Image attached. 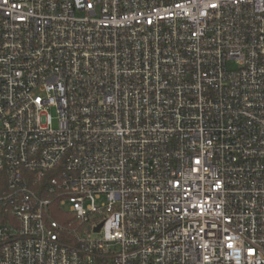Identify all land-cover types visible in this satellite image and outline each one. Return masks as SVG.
<instances>
[{"label": "built area", "instance_id": "2783aa9c", "mask_svg": "<svg viewBox=\"0 0 264 264\" xmlns=\"http://www.w3.org/2000/svg\"><path fill=\"white\" fill-rule=\"evenodd\" d=\"M0 264H264V0H0Z\"/></svg>", "mask_w": 264, "mask_h": 264}, {"label": "trees", "instance_id": "16d2710c", "mask_svg": "<svg viewBox=\"0 0 264 264\" xmlns=\"http://www.w3.org/2000/svg\"><path fill=\"white\" fill-rule=\"evenodd\" d=\"M59 217H60V216H58V218H59ZM59 220L63 221V220L60 219V218H59ZM64 236H65V239H66L67 241H70V242H71V241L74 240V236H73V233H72V232L70 233V232L66 231Z\"/></svg>", "mask_w": 264, "mask_h": 264}, {"label": "rangeland", "instance_id": "374dc122", "mask_svg": "<svg viewBox=\"0 0 264 264\" xmlns=\"http://www.w3.org/2000/svg\"><path fill=\"white\" fill-rule=\"evenodd\" d=\"M51 113H52L53 117L56 116V110H55V109H52V110H51ZM99 235H100L99 233H92V234H91V237H92V238H95V237H99Z\"/></svg>", "mask_w": 264, "mask_h": 264}, {"label": "water", "instance_id": "95a60500", "mask_svg": "<svg viewBox=\"0 0 264 264\" xmlns=\"http://www.w3.org/2000/svg\"><path fill=\"white\" fill-rule=\"evenodd\" d=\"M100 226H101V224H99L98 226H96V227H95V230H96V231H99L98 229H99Z\"/></svg>", "mask_w": 264, "mask_h": 264}]
</instances>
